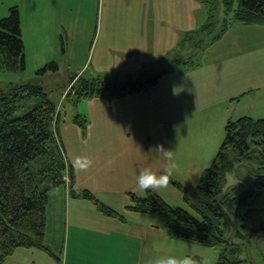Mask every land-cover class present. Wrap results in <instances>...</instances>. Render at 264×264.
<instances>
[{
  "label": "rangeland",
  "instance_id": "1",
  "mask_svg": "<svg viewBox=\"0 0 264 264\" xmlns=\"http://www.w3.org/2000/svg\"><path fill=\"white\" fill-rule=\"evenodd\" d=\"M56 1L58 4L59 0ZM208 1L211 3L206 7L201 0L193 3L192 0H63L68 7L66 15L57 14L49 26L51 30L59 31L65 24L61 29V42L56 43L62 59L59 71L45 76L36 75L32 66L25 72L5 71L0 76V89L27 83L40 84L60 109L65 107L64 117L67 110L76 109L75 104L65 99L64 93L71 88L70 80L81 76V70H86V78L100 75L113 78L111 80H126L123 77L128 74L126 68L130 66L136 74L141 70L135 66L141 65L143 71L132 78L147 77L145 72L155 75L161 70L165 74L150 93L167 119L179 118L176 139L169 135L170 149L178 163L171 177L187 186L196 185L215 160L229 121L235 122L242 117L264 119V26L246 25L231 17L223 24V13H220L225 5L219 6L214 3L216 0ZM13 2L18 4L19 0H0V15ZM24 3L23 7L30 6L28 0ZM235 7L239 9L238 0L233 3V9ZM210 10L217 14V25L212 31L203 27L208 25ZM198 28L197 34H187ZM222 29H226L223 38L209 39ZM70 31H111L112 35L106 37L102 34L94 44V50L93 46L90 47L92 53L88 65L89 47L85 51L87 43L84 39L89 37L76 34L74 38ZM207 31L211 32L208 34ZM177 33L180 41L191 40L185 47L180 45L184 50L179 51V45L174 47L176 51L171 49ZM113 37L116 45L112 43ZM28 40L34 42L33 37ZM198 41L205 42L199 47ZM101 50H106V54L100 56ZM97 70L101 71L96 73ZM171 125L169 123V127ZM239 169L235 170V175L230 174L232 184L239 183L240 177L254 181L248 170ZM70 190L71 186L67 184L52 190L47 210L46 244L61 264H146L158 256L187 254L203 259L196 260L197 264H217L220 247L171 240L154 227H165L166 220L161 216L147 220L150 222L147 241L133 242L116 262L113 257L115 242L112 245L116 235L111 229L100 226L99 218L98 223L89 220L86 202L85 211L83 206L67 208L69 200L73 199ZM154 191L173 208H183L195 214L184 199L183 191L172 183ZM106 198L120 197L105 195ZM259 205H264V198ZM117 206L124 209L123 203ZM132 215L127 217H134ZM255 253L257 261L264 264L263 255L258 251ZM17 254H20L18 258L8 259L5 264H59L41 250L19 249Z\"/></svg>",
  "mask_w": 264,
  "mask_h": 264
},
{
  "label": "trees",
  "instance_id": "2",
  "mask_svg": "<svg viewBox=\"0 0 264 264\" xmlns=\"http://www.w3.org/2000/svg\"><path fill=\"white\" fill-rule=\"evenodd\" d=\"M202 1L206 7L211 3ZM234 1L214 2L226 7L223 6L220 13H223V24L225 19L231 17L246 25L264 26V0H238L239 9H233ZM207 15L208 25H205L207 18L202 25L212 31L217 25V14L210 10ZM200 28L187 34H197ZM225 33L226 29H222L220 33L209 36V39L220 40ZM190 42L182 41L181 46L185 47ZM204 42L198 41V46ZM26 70L20 9L13 6L9 15L0 19V76L5 71ZM57 71L59 63L53 60L40 68L36 75L45 76ZM164 74L126 80H87L79 77L65 99L76 105L82 99L99 97L111 101L148 93L159 84ZM61 115L59 106L49 98L40 84L27 83L7 90L0 89V264H5L19 249L44 251L61 264L46 244L47 210L50 192L65 186V173L70 177L73 199H85L105 216L124 220L90 191L75 187V170L67 158L60 134ZM74 123L86 136L88 118L77 115ZM225 131L224 142L199 183L184 186L169 178L170 183L183 191L184 199L195 214L183 208H173L151 189L146 190L144 197L130 193L131 205L127 209L161 216L166 220L163 228L172 238L220 247L217 264H250L247 248L231 243L229 236L232 223L217 200L232 183L230 174L235 175L236 166L241 163L249 165L253 173L245 166H240V169L248 170L254 177L253 182L247 179L251 189L243 191L231 188L222 200V206L236 223L235 240L246 241L257 251L258 240L264 238V205H259L264 198V119L242 117L235 122L229 121ZM237 184L243 189L248 188L243 181L239 180ZM193 257L201 260V257Z\"/></svg>",
  "mask_w": 264,
  "mask_h": 264
},
{
  "label": "crops",
  "instance_id": "3",
  "mask_svg": "<svg viewBox=\"0 0 264 264\" xmlns=\"http://www.w3.org/2000/svg\"><path fill=\"white\" fill-rule=\"evenodd\" d=\"M25 1L27 0H19L18 4H16V2L9 4L7 11L0 15V19L7 17L10 8L13 6L19 7L28 71V68L32 66L37 72L40 68L53 60L58 61L60 68L62 59L59 57L61 51L57 48L56 43L61 42L60 37L63 33L61 29L65 24L61 26L59 31H53L49 26L50 22L57 14L62 13L66 15L68 8L67 2L59 0L57 4L56 0H28L30 6L23 7L22 4H25ZM187 1L190 2V0ZM193 1L194 0H192V3ZM201 2L203 1L201 0ZM70 32L74 38L76 34L89 37L87 40L84 39L87 43L85 44V51H87L89 47L86 57V63H88V65L90 63L92 50H94V46L96 45L95 43H98V40L101 39V35L104 34L106 37L112 35L111 31ZM27 37H33L34 42H29ZM174 39L176 42L171 44V47H173L171 49L176 51L174 47L179 45V51L184 50L180 48L183 40L180 41L178 33ZM174 39H172L171 42ZM113 42L116 45L114 37L112 43ZM90 47L92 50H90ZM118 51L122 50L118 49ZM100 53V56H102L106 54V50H101ZM93 57L92 55V60ZM114 59L115 56H113V60ZM99 60L102 65V59L99 58ZM183 61L185 62V60ZM135 67H138L137 69L143 72L140 68L141 65ZM126 69L128 70V74H126L123 79L132 78L134 75L141 73H134V68L131 66ZM85 71L86 70L80 71V77L86 78L84 75ZM100 71L97 70L96 73ZM158 72H161V70ZM145 73L149 74L147 72ZM74 74H76V72H74ZM96 78L104 80L113 79L105 78L100 75L86 79L91 80ZM73 81L74 80L71 79L69 83L71 84ZM154 98L153 94L149 91L148 93L135 94L111 101L99 97L82 99L76 104V109H72L71 111L67 110L64 117L63 111L65 107L60 109L62 114V123L60 125L61 139L67 158L75 170L76 187L81 190L90 191L100 202L117 211L124 220L105 216L96 209L94 204L80 199H70L67 208L69 206L71 208L83 206L82 209L85 211L84 203L86 202V213L89 215V220L98 223L97 218H99L101 220L98 223L100 226L105 229H111L114 232L116 238L112 239V245L115 242L113 257L116 262L123 257L125 250L133 242L147 241L150 225V222H147V220L158 216L155 214L136 213L127 209V207L131 205L130 193L139 197H144L146 194V190L139 187L136 183V177L141 168L150 165L154 169H160L162 171L163 168L161 164L154 161L155 153H150L153 148L161 144H163L166 149H170L169 135H171V138L174 140L176 139L175 129L179 126V124H177L179 118L172 117L167 119L157 99L155 98L154 100ZM77 115H84L89 120L86 136L83 135L82 130L74 123V119ZM169 123L172 124L171 127H169ZM78 157L81 158L80 164L76 163ZM84 157H88L93 161V164L87 169L80 166L84 163ZM105 195L120 198L107 200V198L105 199ZM118 203L119 205L123 203V210L117 206ZM131 214H134L132 215L134 217H127ZM154 227L162 233L167 234L163 225H155ZM162 229L164 231H162ZM170 239L173 240L174 238L170 237ZM18 256H20V254L16 252L9 260H15ZM73 259L79 260L82 258ZM202 260L201 258V260L198 261ZM146 264H148V261Z\"/></svg>",
  "mask_w": 264,
  "mask_h": 264
},
{
  "label": "clouds",
  "instance_id": "4",
  "mask_svg": "<svg viewBox=\"0 0 264 264\" xmlns=\"http://www.w3.org/2000/svg\"><path fill=\"white\" fill-rule=\"evenodd\" d=\"M153 152L155 153L154 161L159 162L163 170L154 169L151 165L140 169L136 177V183L145 190H157L166 187L173 170L178 168V163L175 160L174 151L172 149H166L164 145L161 144L153 148L150 154ZM80 160L81 158L78 157L76 163L80 164ZM83 160L84 163L80 165L82 168L87 169L93 164V161L88 157H84ZM148 264H197V261L191 255L180 257L167 255L154 257L148 261Z\"/></svg>",
  "mask_w": 264,
  "mask_h": 264
},
{
  "label": "water",
  "instance_id": "5",
  "mask_svg": "<svg viewBox=\"0 0 264 264\" xmlns=\"http://www.w3.org/2000/svg\"><path fill=\"white\" fill-rule=\"evenodd\" d=\"M240 166H245L251 173H253L249 167V165L247 164H239L237 167H236V172L237 170L239 169ZM257 175V174H255ZM257 176H260V175H257ZM264 176V175H262ZM240 181H243L245 184H247L248 188L247 189H243V187H241L240 185L238 184H229L223 194L221 196H219L217 202L219 203V205L221 206L222 210L225 212V214L228 216V218L230 219L231 223H232V230H231V233H230V241L231 243H233L234 245H239V246H245L247 247L248 249V253H249V258H250V263L251 264H258L257 263V260H256V257H255V254L253 252V249H252V246L246 242V241H236L235 240V230H236V223L235 221L233 220V218L229 215L228 211L222 206V200L229 194V191L231 188H238L240 190H243V191H248L251 189V185L249 183V181L243 177H240L239 178ZM264 243V238L260 239L258 242H257V249L258 251H260V253H262L264 255V250L262 249V244Z\"/></svg>",
  "mask_w": 264,
  "mask_h": 264
}]
</instances>
